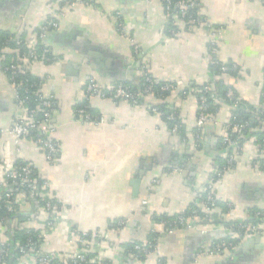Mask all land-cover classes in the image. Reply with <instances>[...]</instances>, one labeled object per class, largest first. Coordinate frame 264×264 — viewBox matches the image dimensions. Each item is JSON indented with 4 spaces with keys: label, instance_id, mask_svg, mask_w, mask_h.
I'll use <instances>...</instances> for the list:
<instances>
[{
    "label": "crops",
    "instance_id": "crops-1",
    "mask_svg": "<svg viewBox=\"0 0 264 264\" xmlns=\"http://www.w3.org/2000/svg\"><path fill=\"white\" fill-rule=\"evenodd\" d=\"M199 1L202 16L219 30L216 57L238 68L235 76L223 79L248 110L259 108L264 90V3ZM95 3L96 7H67L65 0H0V33L12 37L35 36L52 13L62 14L58 29L46 38L55 61L27 67L40 81L44 96L55 102L51 137L60 143L55 161H48L31 140L17 141L11 134L20 108L14 86L0 71V180L10 164L23 160L48 183L50 199L61 204L64 223L51 233L43 252L57 254L61 260L71 258L76 248L70 234L77 229L104 238L88 255H99L101 246L111 247L104 248L107 257L102 254L111 264H264V230L221 255H200L230 236L201 203L198 207L204 216L193 212L188 226L172 233L153 220L175 217L197 204L195 197L214 179L218 220L244 222L250 210L264 213V148L254 139L239 149L225 145L233 111L228 104L212 114L213 122L203 127L198 140V102L179 92L191 82L213 80L211 32L184 28L170 37L160 0ZM119 22L124 23V31L119 30ZM144 66L156 79L177 83L178 90L167 103L180 112L186 140L170 132L145 105L134 107L98 97L86 101L89 81L119 85L139 76ZM85 101L103 124L77 121L76 107ZM228 154L235 157L231 165L225 162ZM220 161L227 167H218ZM145 200L149 201L146 209ZM23 212L24 221L14 226L19 229L25 223L26 229L42 230L46 218L39 207L28 204ZM121 221L125 225L119 226ZM7 230L10 225L0 223V244L7 239ZM153 232L159 234L153 253L140 259L127 250L128 244L148 243Z\"/></svg>",
    "mask_w": 264,
    "mask_h": 264
},
{
    "label": "built area",
    "instance_id": "built-area-1",
    "mask_svg": "<svg viewBox=\"0 0 264 264\" xmlns=\"http://www.w3.org/2000/svg\"><path fill=\"white\" fill-rule=\"evenodd\" d=\"M162 3H165V13L167 20L170 24L169 36L177 37L180 29L193 30L195 28H205L211 32L212 35V43L210 48V53L216 55V38L219 35V30L211 25L205 18H194L192 14L189 13L190 9L199 7L197 3L193 0H160ZM264 3V0H262ZM65 4L67 7H74L76 5H87L96 7L95 0H65ZM198 15L202 16L201 7ZM61 11H57L52 13L50 20L45 21L39 28V33L35 36L27 38L25 41L20 39V36L15 38L19 49L25 48L27 51L23 56L20 57V62L24 63L26 67L31 65L34 62L41 61L52 63L55 61V58L49 59L47 58V54L49 51L46 38L50 31L58 29L59 20L61 19ZM203 17V16H202ZM119 30L124 31V23L119 22L118 24ZM40 43L43 45V53L38 54L35 46ZM136 53H140L138 47H135ZM9 49H1L0 47V71L9 79L10 83L14 86L16 92L17 102L19 104L20 112L16 116V121L13 124L11 129V134L16 138L17 141L29 139L31 140L40 150L44 151L46 155V159L50 162L55 161L60 151V143L58 141L53 140L51 137L52 127L51 122L53 118V114L55 112V102L51 97H46L41 92V89L34 93L37 96L38 105L36 108H30L27 106L28 97H22L19 93V88L17 87V75L24 74L23 68L17 65L5 66L4 62L6 61L5 53L9 52ZM22 68V69H21ZM222 72H227L229 69L225 66L221 68ZM234 70H236V66H234ZM142 73V72H141ZM149 86L145 88L142 92H135L129 86H125L123 84L119 85H108L104 86L96 80L89 81L87 88L85 90V98L86 101L91 100L92 98H110L116 103H127L134 107H139L142 105L141 100L153 101L155 100L153 85L154 82L151 78H147ZM168 85H166L163 90L166 92H176L178 90L177 83L168 81ZM198 84V83H197ZM203 85V89H199L197 87H185L179 92L182 93L184 97H195L200 102L199 111L197 120V131L196 136L197 139H201V130L203 127L209 123L213 122L214 118L209 113V104L208 99L211 98L214 103H218L219 100L216 98L213 93L212 87L207 84H198ZM199 94V97H196ZM229 100L234 99V94L232 91H229L227 94ZM263 104L260 113L264 114V90H263ZM237 106L238 103L235 102ZM235 106V107H236ZM147 109L155 115L160 116L159 109L156 107H152L151 105L146 106ZM174 110V109H172ZM77 121L84 124L91 125H101L103 124V119L99 116H93L86 112L85 109H79L76 111ZM170 119H174L173 116H170ZM247 125L244 124H232L229 122L226 126V134L223 138V142L228 147H232L235 149H239L241 146L239 145V139L245 133ZM257 131V129H252ZM262 130V129H261ZM174 134H179L178 126H175L172 131ZM237 135L236 140H232V135ZM264 147V146H261ZM234 155L228 154L226 156V162L228 165H231L234 161ZM222 171V170H221ZM219 171L218 177L222 176V172ZM34 170L31 164H28L24 167H18L15 165V162L10 164L7 169H5V173L3 178L0 180V187H7L9 184H14L18 186L19 189L27 190L31 197L41 198L42 201L45 202L44 205L40 207V212L45 216L46 220L42 230H40L38 236V243L40 246V251L35 250V247L31 246L29 249H25L24 247L19 246L21 252L23 253L22 258L16 262L15 264H54L53 260H56L58 257L57 254H47L44 253L42 248L48 242V238L52 232L56 231L57 228L61 224L64 223V218L61 212V204L53 203L50 201L49 192H48V183L43 182L42 191H40V185L37 179L33 176ZM156 182V180L154 181ZM215 182L216 180H212L207 187L199 194L203 197V201L199 202L205 205V211L209 214L216 212L218 209V201L215 197ZM5 207L9 212H19L23 211L28 205L26 197L22 193L14 194L12 192H8L6 194ZM198 204V203H197ZM145 209L149 206V201L145 200L143 202ZM149 208V207H148ZM186 210L180 214V216L173 222L175 226H181L182 228L187 227L190 222L192 215L185 216ZM256 217L264 220V213L257 212ZM154 220V224H161L165 226L167 233H172L176 228L171 227L167 228L166 224L163 222H157ZM125 225V221L119 222V226ZM25 223L19 224V230H24ZM264 230V221L258 225L253 224H243L239 230L237 231L235 228L225 227V231H227L230 235V240H221L207 251L200 252V255H221L226 252L228 249L233 248L237 242L243 240L244 238L260 235ZM155 239L157 241L159 234L153 232ZM71 240L75 245V252L73 256L70 258L72 264H85L88 250L93 246L101 245L102 240L104 239L102 236L98 234H88L80 232L77 229H72L71 231ZM8 245V238L5 242L1 243L0 246V264H7L6 257L8 255V251L6 250V246ZM28 248V247H27ZM102 250L97 255L98 260L101 261L102 258L107 257V250L112 249L111 247L101 246ZM106 248L107 250H104ZM117 249V248H115ZM134 250L139 251L140 255L145 258L156 250V244L153 242H148L145 244H137L134 247ZM45 254V255H44ZM103 254V256H102ZM134 254V253H133ZM136 255V254H135ZM97 257L92 259V262L97 261ZM96 260V261H95ZM98 264H108L101 263Z\"/></svg>",
    "mask_w": 264,
    "mask_h": 264
},
{
    "label": "trees",
    "instance_id": "trees-1",
    "mask_svg": "<svg viewBox=\"0 0 264 264\" xmlns=\"http://www.w3.org/2000/svg\"><path fill=\"white\" fill-rule=\"evenodd\" d=\"M197 3V5L199 7L197 8H193L190 9L189 13L192 14L194 16V18H201L204 19V17L198 15L199 10H200V1L199 0H193ZM163 6L165 7V3H163ZM171 28V27H170ZM169 28V30H170ZM40 30L38 29L37 32H39ZM16 37H12L10 35H5V34H1L0 33V47L1 49H9L10 52L5 53L6 56V61L4 62L5 66H11V65H17L23 68V72L24 74H19L17 75V87L19 88V93L22 97H28V102H27V106L30 108H36L38 105V100H37V96L34 94L37 90H38V86L40 84V81L35 78L27 69V67L25 66V64L22 62H20V57L24 55V53L27 51L25 48L19 49L17 42L15 41ZM20 39L22 40H26L25 36H20ZM35 49L37 51L38 54L43 53V45H41L40 43H38L35 46ZM47 58L49 59H53L54 54L52 52H48V54L46 55ZM225 66L227 67L229 70L225 73L222 72L221 68ZM234 66L235 65H231V64H224L222 63L217 57L216 55H213L210 62H209V69L211 71V73H213V80H210L207 84H209L212 89H213V93L215 94L216 98L219 100L218 103H214L212 101L211 98L208 99V104H209V113L214 114L218 108L221 106V104H228L233 108L232 111V119H231V123L232 124H244L247 125L246 129H245V133L243 134V136L241 138H238L237 135H232V140H236L237 138L239 139V145L242 146L243 143L246 140H250V139H254V141L259 145V148L262 150V148L264 147H260L264 146V114L260 113L261 109H262V104H263V97H262V102H261V106L259 108H254V107H250L249 110L248 108H246L241 101H239L238 97L236 96L235 92L232 90L233 87L231 86V84L227 83V81L225 79H223L224 75H229V76H235L236 72L238 71V68L236 67V70H234ZM21 68V69H22ZM142 72V73H141ZM141 72L139 74V76H136L134 79H132L131 81H122L120 83H122L125 86H129L133 91H137V92H142L145 90V88L147 86H149L148 82L146 81V79L149 77L153 80L154 85H153V91H154V97L155 100L153 101H147V100H141L140 102L142 103V105H151L152 107H156L159 109L160 112V118L161 120L165 123V125L167 126V129L171 132L172 129L175 126H178L179 129V134L181 135L182 140H186V130H185V126L181 121L180 118V112H178L177 110H172V108H170L169 103H167V100L169 98V96L171 95V92H166L163 90V88L168 85V81H162V80H158L156 79L148 70V68L146 66L142 67ZM188 87H197L199 89H203V85H198L195 82H191ZM229 91H232L234 94V99L233 100H229L227 97V94ZM180 94H182L180 92ZM199 97V94L196 96ZM197 99V98H196ZM198 102V106H200V102L197 100ZM235 102L238 103V105H235ZM88 102L85 101V103H80L77 105L76 107V111L79 109H85L86 112H88L89 114L93 115V116H99L96 114H93L91 109L89 108V106L87 105ZM236 106V107H235ZM200 114V111L198 112V115ZM170 116H173L174 119H170ZM252 129H257V131H254ZM262 129V130H261ZM1 159H0V163H1ZM226 162V160H225ZM224 161H220L219 162V166L218 167H227V162L225 163ZM259 163L262 165L263 164V160L259 159ZM29 163L24 162L23 160H19L17 159L15 162V165L18 167H24L26 165H28ZM34 170V174L33 176L37 179L39 185H40V191H42V184L44 182V180L41 178L40 174L38 173V171L33 168ZM216 180V179H214ZM8 192H12L14 194H18V193H22L26 199L28 204H33L36 205L37 207H41L42 205L45 204L44 201H42L41 198H35V197H31L29 192L27 190H23V189H19L18 186H15L14 184H9L7 187H0V223L5 226L6 228L11 227V230L8 232L7 230V238H8V245L6 246V250L8 251V255L6 257V262L7 264H15L16 262H18L22 256L23 253L21 252L19 246L24 247L25 249H29V247L33 246L35 247V250L40 251V246L38 243V236L40 231L38 230H32V229H24V230H19L18 229V225L14 226V224H18L20 221H24L26 213H24L23 211H19V212H9L6 207H5V201H6V194ZM196 202L198 204H191L188 209H186V214L185 216H189L192 215L193 212L196 213V215L203 217L204 213L202 212V210L198 207L199 206V202L203 201V197H201V195H197L195 197ZM53 203H56L55 200H50ZM219 204V203H218ZM224 205V204H221ZM223 207V211L228 210V208L225 206ZM256 209L254 210H250L249 214L250 217L244 221V222H238V221H227V220H218L217 214L212 215L213 219H217L218 222L216 223H221L223 224L225 227L232 226L233 228H235L237 231L239 230V228L243 225V224H253V225H258L260 223H262L264 220H261L260 218L256 217ZM180 216L176 215L175 217L172 218H163V219H157V217L155 218V220L157 222H163L166 224L167 228H180L181 226H175L173 224V222ZM17 222V223H16ZM154 236V235H153ZM156 236L152 237V239L149 242H153V244H156V241H154ZM230 237V236H229ZM229 237H224V238H220L217 242L221 241V240H230ZM239 242V241H236ZM138 243H132V244H128L127 246V250L131 253L136 254L140 259H144L141 255L139 251L134 250L135 245H137ZM1 246V244H0ZM28 247V248H27ZM41 252V251H40ZM45 255V254H44ZM97 255L95 254H90L87 255L85 264H98V262L101 263H108L111 264L110 261L108 259H101V261L98 260L97 257V261L96 262H92V259L96 258ZM54 264H72L70 258H67L66 260H61L60 258H57L56 260H53Z\"/></svg>",
    "mask_w": 264,
    "mask_h": 264
},
{
    "label": "water",
    "instance_id": "water-1",
    "mask_svg": "<svg viewBox=\"0 0 264 264\" xmlns=\"http://www.w3.org/2000/svg\"><path fill=\"white\" fill-rule=\"evenodd\" d=\"M257 236H259V235H257Z\"/></svg>",
    "mask_w": 264,
    "mask_h": 264
}]
</instances>
